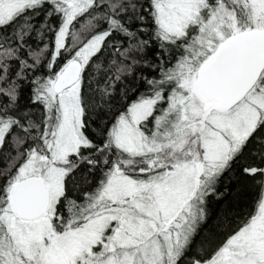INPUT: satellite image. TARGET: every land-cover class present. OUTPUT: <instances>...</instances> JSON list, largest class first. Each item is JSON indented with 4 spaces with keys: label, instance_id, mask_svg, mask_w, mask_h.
I'll return each instance as SVG.
<instances>
[{
    "label": "snow or ice",
    "instance_id": "snow-or-ice-1",
    "mask_svg": "<svg viewBox=\"0 0 264 264\" xmlns=\"http://www.w3.org/2000/svg\"><path fill=\"white\" fill-rule=\"evenodd\" d=\"M0 264H264V0H0Z\"/></svg>",
    "mask_w": 264,
    "mask_h": 264
},
{
    "label": "trees",
    "instance_id": "trees-1",
    "mask_svg": "<svg viewBox=\"0 0 264 264\" xmlns=\"http://www.w3.org/2000/svg\"><path fill=\"white\" fill-rule=\"evenodd\" d=\"M239 191L240 195L233 201V218L242 216L251 210L258 195V184L250 183Z\"/></svg>",
    "mask_w": 264,
    "mask_h": 264
}]
</instances>
